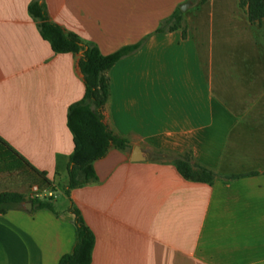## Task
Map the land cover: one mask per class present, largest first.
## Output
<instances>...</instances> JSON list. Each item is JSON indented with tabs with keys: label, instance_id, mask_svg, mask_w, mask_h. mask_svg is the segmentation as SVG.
I'll list each match as a JSON object with an SVG mask.
<instances>
[{
	"label": "crops",
	"instance_id": "1",
	"mask_svg": "<svg viewBox=\"0 0 264 264\" xmlns=\"http://www.w3.org/2000/svg\"><path fill=\"white\" fill-rule=\"evenodd\" d=\"M31 2L0 0V139L58 196L53 210L27 201L0 214V264L72 253V206L96 238L91 264H264V66L234 52L257 45L264 22L250 24L240 0H42L52 22L104 55L145 41L110 70L103 109L131 148L111 146L94 163L97 179L68 196L82 52L56 54ZM185 3L182 27L159 33ZM188 151L215 172L213 184L185 179L168 158Z\"/></svg>",
	"mask_w": 264,
	"mask_h": 264
},
{
	"label": "trees",
	"instance_id": "2",
	"mask_svg": "<svg viewBox=\"0 0 264 264\" xmlns=\"http://www.w3.org/2000/svg\"><path fill=\"white\" fill-rule=\"evenodd\" d=\"M240 6L245 10L250 24L262 25L264 0H240ZM28 12L36 21L41 37L50 43L56 54L82 52L79 66L84 76L85 93L80 101L70 106L67 116L68 127L75 145V150L70 157L69 182L65 191L69 196L73 189L83 187L97 179L94 163L104 158L111 146L120 150L131 148L126 138L117 135L104 123L103 109L112 94L110 70L120 60L137 52L145 41L124 46L111 54L104 55L98 46L84 44L77 34L67 33L61 26L52 22L42 0H32ZM182 20L183 12L178 9L162 24L158 32L163 33L166 29L177 30L182 27ZM168 158L174 163L178 172L189 181L213 184L216 180L215 172L195 163L189 151L182 154H170ZM16 167H21L22 175L32 178V183L50 187L44 173L37 171L0 139V170L11 172ZM27 201L32 202L34 209H54L52 200L30 199L26 191L5 190L0 192V214ZM70 211L76 216L77 243L72 253L61 256L58 264H91L96 242L95 235L78 208L72 206Z\"/></svg>",
	"mask_w": 264,
	"mask_h": 264
},
{
	"label": "rangeland",
	"instance_id": "3",
	"mask_svg": "<svg viewBox=\"0 0 264 264\" xmlns=\"http://www.w3.org/2000/svg\"><path fill=\"white\" fill-rule=\"evenodd\" d=\"M189 6L190 7L187 8L185 11H182L183 19L185 18L184 15H186L189 9L192 7L191 5ZM252 35L256 39L255 42H257V45L256 44L252 46L246 45V47H242V45L240 44V46L236 48L234 52L240 53V50H244V53H249L246 59H244L245 65L248 66L252 65L253 67L259 68L261 66H264V30H261L260 28L256 27L253 29ZM21 171H22L21 167H16L11 172L0 170V192L5 190H9V191L21 190V191H26L28 198H30L29 194L31 192L33 185H38V184L32 183L31 182L32 178H29L27 175H22ZM55 194L58 196L57 193ZM60 196L61 199H63L64 194H61Z\"/></svg>",
	"mask_w": 264,
	"mask_h": 264
},
{
	"label": "built area",
	"instance_id": "4",
	"mask_svg": "<svg viewBox=\"0 0 264 264\" xmlns=\"http://www.w3.org/2000/svg\"><path fill=\"white\" fill-rule=\"evenodd\" d=\"M30 199H47L55 200L57 195L51 190L42 189L39 185H33L29 194Z\"/></svg>",
	"mask_w": 264,
	"mask_h": 264
},
{
	"label": "water",
	"instance_id": "5",
	"mask_svg": "<svg viewBox=\"0 0 264 264\" xmlns=\"http://www.w3.org/2000/svg\"><path fill=\"white\" fill-rule=\"evenodd\" d=\"M189 5H190V3L183 4L181 6V10L182 11H185L188 7H190ZM140 152H141L140 148L139 147H136L135 148V152H134V157L132 159L133 161H140V160H142V158L140 157ZM26 207H28V209H31L32 208V202H27L26 203Z\"/></svg>",
	"mask_w": 264,
	"mask_h": 264
}]
</instances>
